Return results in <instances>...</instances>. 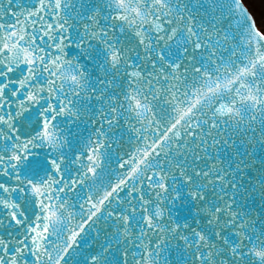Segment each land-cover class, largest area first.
Returning a JSON list of instances; mask_svg holds the SVG:
<instances>
[{
  "label": "snow or ice",
  "instance_id": "6c2138e0",
  "mask_svg": "<svg viewBox=\"0 0 264 264\" xmlns=\"http://www.w3.org/2000/svg\"><path fill=\"white\" fill-rule=\"evenodd\" d=\"M0 264H264L243 0H0Z\"/></svg>",
  "mask_w": 264,
  "mask_h": 264
},
{
  "label": "rangeland",
  "instance_id": "374dc122",
  "mask_svg": "<svg viewBox=\"0 0 264 264\" xmlns=\"http://www.w3.org/2000/svg\"><path fill=\"white\" fill-rule=\"evenodd\" d=\"M243 3L255 18L257 27L264 32V0H243Z\"/></svg>",
  "mask_w": 264,
  "mask_h": 264
},
{
  "label": "clouds",
  "instance_id": "9594fccd",
  "mask_svg": "<svg viewBox=\"0 0 264 264\" xmlns=\"http://www.w3.org/2000/svg\"><path fill=\"white\" fill-rule=\"evenodd\" d=\"M251 13V12H250ZM252 14V13H251Z\"/></svg>",
  "mask_w": 264,
  "mask_h": 264
}]
</instances>
